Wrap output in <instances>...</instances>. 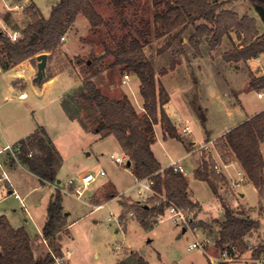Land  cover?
I'll return each instance as SVG.
<instances>
[{
  "label": "trees",
  "instance_id": "1",
  "mask_svg": "<svg viewBox=\"0 0 264 264\" xmlns=\"http://www.w3.org/2000/svg\"><path fill=\"white\" fill-rule=\"evenodd\" d=\"M113 8L120 14L128 4L134 0H108ZM256 6H264V0H249ZM163 4V9H157L153 15L154 36L161 37L170 34L164 48L169 47L172 40L179 37L180 32H174L179 27H184L196 19L204 20L203 24L194 26V33L189 41L198 37L210 36L211 47L216 46L223 35H228L229 30H234L239 44L233 43L230 50L222 54L225 61H246L264 51V33L258 34L256 20L222 8V2L211 0H160L155 5ZM25 13L30 17V22L22 29L21 35L16 40H11L8 34L0 30V67L9 69L24 61L31 59L36 64V56L43 52L53 55L69 25L75 20L77 13L81 12L91 27L95 28L106 24L103 17L97 12L91 0H59L54 5L47 18H45L34 4H29ZM126 24V22H124ZM15 30V29H14ZM152 29L147 20H141V26L134 28V33L127 30L113 45L103 43L105 52L99 57H94L87 65L90 72L83 78L76 94H71L69 100L62 101V107L71 118L82 120L81 109L85 110V122L96 114V129L100 132L112 134L123 152L130 161L129 168L137 179L150 178L153 181L152 189L164 194L171 202L184 207L194 208L193 202L187 195V178L179 172H174L171 167H162L155 157L151 144L154 142L153 125L160 122L164 137L180 139V134L170 120L164 106L169 101V94L160 81L156 80L153 64L145 54L143 47L150 42ZM107 55H112L113 60L108 67L120 66L121 73H133L140 81L139 93L143 99V113L138 114L126 96L112 98L95 85L92 77L102 71L104 67L100 61ZM174 63L170 64V69ZM162 70V74L166 73ZM51 74L45 73L35 83L41 85L50 78ZM249 86L258 90L264 88V74L255 76L250 72ZM78 95V98L74 96ZM71 102V107L68 102ZM84 101V103H83ZM264 141V109L253 114L246 120L230 128L218 138V150L222 153L231 151L241 165L248 180L264 198V161L260 150V143ZM24 143V150H33L31 157L21 156V161L28 165L31 172L39 176L41 182L54 181L56 177L57 158L52 147L45 144L40 130L34 131ZM224 154V153H223ZM222 154V155H223ZM221 156V155H220ZM223 157V156H221ZM205 158L200 160L194 171V176L207 182L212 193L222 201L218 193L219 180L224 181L225 176L216 173ZM139 221L148 217L161 214L162 209L155 206L141 205L133 207ZM224 220L218 232L217 244L237 245L243 243V238L259 228L257 220L247 216L236 215L229 206L222 201ZM48 218L42 228V237L49 244L54 235L65 225V216L61 207V193L57 190L48 203ZM196 226V225H195ZM0 264H46L53 259L49 254L42 260L33 256L29 243V236L22 227L13 228L4 216H0ZM230 253L233 254L230 250ZM264 254V240L253 248L252 255L258 257ZM135 264H146L138 258Z\"/></svg>",
  "mask_w": 264,
  "mask_h": 264
},
{
  "label": "rangeland",
  "instance_id": "2",
  "mask_svg": "<svg viewBox=\"0 0 264 264\" xmlns=\"http://www.w3.org/2000/svg\"><path fill=\"white\" fill-rule=\"evenodd\" d=\"M21 1L22 0H7L6 3L13 4ZM34 1L40 11L46 16L49 15L51 6L59 2V0ZM158 1L160 0H134L132 4L126 6L122 14H120L117 9L113 8L110 3L105 4L104 1L101 3L98 2L100 15L107 21V24L101 26L99 31L105 36L104 42L113 45L127 30H131L134 33V28L136 26H141V20H147L152 29V33L150 35V42L144 45L143 50L153 64L156 80L161 82L160 78L164 75L162 74V70L166 69L167 73L168 70H171L170 64L174 63V67L177 64H182L181 68L186 73L185 77H183L186 85L185 97L196 117L195 121H192L190 125L188 124L191 133L183 136L186 140L187 148L194 150V154H185L182 159V164L186 170V176L190 181V196L194 200L201 198L202 202L200 203L196 200L199 204V208L189 207L188 210L186 209L185 221L180 225H175L172 222L165 208H163L161 214L148 217L146 222H143L145 226L140 225L136 221V212L131 207L142 205L140 204L141 196L138 194V185L136 184L137 188H134L136 181L127 169L118 171L115 164L112 163L110 154H119L115 143L110 141H104L99 145L95 143L94 147L99 150V152L102 151L103 153L102 155H98L99 160H96L94 155L90 157L81 155L79 159L81 163L79 170L72 176L60 173V177L65 180L70 177H76L80 171L83 172L87 170L91 173H96L99 169H103L104 172L106 171V175L99 176L95 180L99 181L107 177L117 178V183L123 193L116 196L120 199L119 204L121 205V210L119 211L116 203L110 202L109 204H104L102 208L90 213L88 212L90 208L81 203V201L64 195L63 204L71 211L69 221L73 223L70 227L72 241H66L65 247L67 248L61 245L59 248V245H55L53 242L49 244L48 241L47 244L44 242L43 244L50 257L51 253H53L56 257L65 258L67 255L66 250H69L70 254L68 260H66L64 264H68L67 262H69V260L71 264H112L116 257L114 250L117 252V255L122 257L128 256L125 262L132 264L135 263L136 257L128 255L131 248L143 256L148 264H214V260L217 264H260L259 260L264 261V254L254 257L252 252L253 248L261 244L264 240V198L259 195L258 191L257 193L254 191L252 185L249 184L250 181L248 178L244 179L242 185L236 187L231 182L233 179L228 180L227 176L235 175V172L238 170V167L235 165H231L225 170L227 173V176L225 175L226 180H219L217 182L218 193L222 197V201L225 202L236 215L250 217L253 220H257L259 223V228L254 230L252 235L247 234L243 238V243H238L235 246L236 250H238L236 252L237 259L230 262L224 261L222 254L223 248L217 244L218 232L225 218L222 201L219 198H215L206 181L205 183L204 181L195 180L193 178L196 158L200 160V158L203 157L208 163L213 162V158L220 162L218 155L223 156H220L223 162L236 160L231 151H227V153L223 151V154L218 150L219 137H207L209 135L208 128L211 126H213V128L216 127L215 134H217L222 119L220 116H216L211 112L207 100H213L214 102L213 98H215V100H222L226 96L216 93V91L211 92V89H209L210 86L208 90L204 92V83H200L201 74L210 82L212 79V74H210V72L212 70L218 71L220 75L226 72L224 64L219 58L225 52V49L231 46V40H220L214 47H211L210 42L212 43L214 40H209L210 36L198 37V39L192 42L189 41V37L194 33V26L204 23V20L196 19L184 27H179L174 30L172 33L180 32L179 37L172 40L169 47L164 48L170 34L155 37L153 29V15L155 11L164 8L163 4L155 5ZM225 1L226 0H218V2H222L223 6L226 4ZM3 8L0 7V16L7 10L5 6ZM124 22H126V24ZM14 24L15 23H10L8 28L9 30L18 29L17 31L20 36L21 31L18 27L14 26ZM78 29L80 32L84 31L81 22L78 23ZM67 40L70 41L72 39L68 38ZM73 46L74 52L78 51L80 47L79 43ZM62 49L64 50L65 48L62 47ZM80 51L81 55H79V57L81 59L89 57L87 50H81L80 48ZM66 55L70 57L73 56V50H70ZM112 60V57L106 58L104 60L105 65L108 67ZM121 74L123 76L122 80L118 70L111 69L105 76L100 78V82L105 84L107 79H111L115 81L120 80L122 81L121 83H123L125 73ZM126 74L129 75L130 73L128 72ZM1 76L2 75H0V77ZM72 80L73 78L63 76L62 79L57 80L56 84L60 88H66L71 85ZM24 91L28 92L30 96H33L31 87L25 86ZM236 92L233 91V94L231 93L230 95L234 96ZM257 92H262L264 94V90L262 89H258ZM109 95H111L112 98L119 97L118 93H110ZM176 95L177 94L174 93L173 97L175 98ZM249 99V101L247 100V106L252 102L264 105V98L258 99L253 92L249 93ZM133 102L135 107L140 110L134 99ZM200 105L202 107H199ZM202 115L205 117L203 120ZM176 124L178 125L177 129H180L181 126L185 124V121L183 119H177ZM199 124H201L202 129L204 128V134L206 133L201 139ZM158 131L157 133H159ZM71 136L76 146H83L87 141H89L88 143L92 142L89 134L84 136L74 131L71 133ZM207 138H215L214 144H207L206 148L198 147L199 144L206 142L208 140ZM190 140L195 141L196 144H191ZM183 152L185 151L182 145H176V149L171 152L174 158L171 156L168 157L169 163L176 160L175 157H177V155H182ZM2 156L3 155H0V160ZM199 160L198 162L200 163ZM220 166L222 167L221 162ZM22 172L21 187L29 190L28 197L25 198L24 203L28 206L31 214L32 210L30 204H38L40 209H38L37 212L41 213L43 207H45L44 202L51 192L50 187L39 186L34 177L24 171ZM241 189L245 192L244 198H241ZM13 200L12 198L8 199L7 203L11 202L10 204L14 205L15 209L19 211V204H13ZM129 211H133V215L128 216L127 213ZM118 214H120V217L124 220L120 227H118L116 223ZM20 217L21 219L26 218L28 220L26 226L33 237L32 243L35 249L34 253L38 256L41 252L45 251L39 236L36 235L39 234L37 226L38 221L35 216L34 223L28 216L23 217L22 214ZM94 220H96V222H94ZM183 227L187 230L182 231ZM115 230H117V232H115ZM206 237L210 238L211 243L205 246L203 248L204 250L199 248L188 250V245L193 242L195 238L201 241Z\"/></svg>",
  "mask_w": 264,
  "mask_h": 264
},
{
  "label": "crops",
  "instance_id": "3",
  "mask_svg": "<svg viewBox=\"0 0 264 264\" xmlns=\"http://www.w3.org/2000/svg\"><path fill=\"white\" fill-rule=\"evenodd\" d=\"M91 1L99 14L100 12L98 8V2L101 3L104 1L105 4H109L108 0ZM211 1L218 2V0ZM22 2L25 4L23 9L8 10L6 8V12H4L2 16H0V30L2 32L8 34V32L14 30H9L8 26L10 25V23H15L14 26L18 27L19 29H22L30 22V17L24 11V9L29 4H34L36 8L40 11L39 7L37 6L34 0H22ZM225 2L226 4L224 6L222 5L223 9L233 11L239 16L247 15L255 18L258 34L264 33V20L260 16L256 6L252 5L249 0H226ZM53 6H51L50 8V12ZM0 7H4V3L2 2V0H0ZM40 13L45 18L49 16L44 15L41 11ZM79 22H81L84 28V31L82 32H80L78 29ZM106 24L93 28L81 12L77 13L75 20L69 25L65 34L63 35L58 50L53 55H51V57H48L49 52H43L46 54L44 74L49 73L51 74V76L47 81L43 82L41 85H37L35 83L36 64H33L31 59L29 58L25 59L24 61L9 69H2L0 67V75H2L0 77V147L5 143H14L17 141L26 140L34 131L40 130V135L44 138L45 144L52 147V150L57 158L56 177L54 181L41 182L39 176L31 172L28 168V165L22 162L21 159L19 161H15L8 158L4 154H0L3 155L1 158V162L3 163L4 170L6 171L10 179V183L5 180L0 181V216H4L13 228L22 227L26 231L29 236V243L33 251V256L37 260H42L48 255L46 247L43 244L41 235L43 225L48 218V203L57 190H59L61 193V207L63 215L66 219L65 225L54 235L53 239H51L55 245H59V248L60 245L65 247L66 241H72L70 227L73 223L69 221L71 211L67 209L63 204L64 195H68L76 200L81 201V203L90 208L88 211L90 213L102 208L104 204H109L110 202L116 203L118 205L119 211L121 210V205L119 204L120 199L116 196L118 194H121L122 190L119 188L117 178L107 177L99 181L94 180L89 185V187L84 190L80 198H76L73 195L64 193L60 190V188H63L65 186V182L67 180H63L60 177V173H65L67 174V176H72L73 174H75L81 166V163L79 162L81 155H84V157H90L91 155H94L95 159L99 160L98 155H102L103 153L102 151L99 152V150L94 147L95 143L97 145L101 144L104 141H110L112 143H115L116 149L119 154H110V159L112 163L115 164L118 171H122L125 169L129 171V173L133 176L134 180L136 181V183L134 184V188H137L136 184L137 180L139 179H137L132 174L129 166L127 165V162L129 161L128 157L123 152L116 138L112 134H108L107 132L97 131L95 125L96 114L94 112H89L92 117L89 118V121L85 122L83 114H85L86 112L82 108L81 113L79 114L82 117V122L77 117H69L62 107V101L65 99L69 100V96L71 94H76V90L82 85L83 78L89 74L90 68H87V65L91 63V60L94 57H99L105 52L103 45L105 36L100 33L99 28L101 26H105ZM68 38L72 40L69 41L67 40ZM221 40H231V46H229L228 49L232 48L233 43L236 45L239 44V39L237 38L234 30H229V34L223 35ZM77 43H79L80 47L78 46V51L74 52L73 45ZM62 47H64L65 49L63 50ZM80 48L81 50L85 49L88 51V58H83V60L79 57V55H81ZM228 49H225V51H228ZM70 50H73V56L71 57L66 55ZM108 57H112L113 59L112 55H107L100 61V64L104 67V69L92 77L93 82L101 90L102 93L109 97H112L111 95H109L110 93H118L119 97L126 96L134 106L137 113L142 114L144 109L142 106V97L139 93L140 81L136 75L134 77V74L129 72L130 78L129 80L127 79L125 82H123L124 84L121 83L122 81L120 80L115 81L111 79H107L105 84H102L100 82V78L102 76H105L108 71H111V69H117L118 73L120 74L121 80L123 79L120 66L111 68L105 65L104 60ZM221 57L222 55L219 59L223 62L226 71L224 74L220 75L218 74V71L212 70V73L210 72V74H212V79L210 82L207 81L204 75H200V83H204V92L207 91L210 86L209 89H211V92L216 91V93H220L223 96H226L222 100H215V98H213L214 102L213 100H207V103L210 105L211 112L214 115L220 116L222 118L221 123L218 127L217 134H215L216 127L213 128V126H211L208 128L209 135L207 137L209 138L222 136L230 128L236 126L237 124L246 120L253 114L264 109V105H260L256 102L249 103V105L247 106V100H250V92H253L258 99L264 98V96L258 97L257 90L252 89L249 86L250 72L253 73L255 76H261L264 74V51L258 53L254 57L247 59L246 61H225ZM181 65L182 64L175 65L173 69L168 70V72L160 78L162 84L164 85L166 91L169 94V101L165 104L164 108L176 129L178 127V125L176 124L177 119H183L185 121V124L189 125L192 121L196 120L195 114L191 110V107L187 103L185 97L186 85L185 79L183 77H185L186 73L181 68ZM63 76L73 78V80L71 81V85L66 88H60L56 84L57 80L62 79ZM25 86L31 87L33 96H30L28 92L24 91ZM105 90L107 93L105 92ZM262 90H264V88ZM233 91H237L236 95L234 96L230 95L231 93L233 94ZM21 92H25L26 95L24 97H19V94ZM174 93L177 94L175 98L173 97ZM74 97L78 98V95ZM133 99L136 101L140 110L135 107ZM71 102H68V105L70 107ZM199 107L202 106L200 105ZM199 125L201 139L203 135H206V133L204 134V128L202 129L201 124ZM153 128L154 142L151 144V149L163 168L169 166L170 163L168 157L171 156L172 158H174L171 152L176 149V145L178 144H181L182 148L185 151L182 155H177V157H175L176 159H180L181 163L185 154H194V150L187 148L186 140L182 135H180V139L169 136L164 137V132L160 122L155 123L153 125ZM74 131H77L79 135L83 134L85 136L89 134L91 136L90 140H92V142L88 143L89 141H87V143H85L83 146H76L71 139V133H73ZM157 131L159 133H157ZM260 150L264 161V141L260 143ZM115 157H120L121 160L124 162L123 164L125 165L116 162L114 159ZM202 158H200V160ZM198 160L199 159L196 158V165L199 164ZM196 165L195 168L197 167ZM232 165H235L236 167H238V169L241 168V165L237 160H233ZM195 168L193 169V173L195 171ZM22 171L34 177L39 186L50 187L51 192L47 200L45 201L46 203L44 202L45 207H43L41 213L37 212L38 209H40V206L38 204H30L32 210L31 214L28 209V206H26V204L24 203L25 198L28 197L29 190L23 189L21 187V176H23ZM85 172L89 171H80L78 174ZM105 175L106 171L104 172V174L100 175V177ZM184 176L188 180V198L193 202H196L197 200L201 203V198L194 200L190 196V181L186 175ZM193 178L195 180L204 181L196 178L194 175ZM249 184L252 185L254 191H256L257 193V189L253 186V184L250 182ZM68 188L72 190L73 186L70 185ZM15 194H17V196ZM240 195L241 198L245 197V192L243 189H241ZM11 198L14 199V202H12L13 204H19V211L15 209L14 205L10 204L11 202L7 203V200ZM215 198L217 197L215 196ZM195 208H199L198 203ZM22 214L23 217L28 216V218L33 223L35 220L34 216L38 221L37 226L39 234L36 235L39 236L41 240L40 242L43 244V247L45 249V251L41 252V254L38 256L34 253L35 249L32 243L33 237L31 236V233L26 226L28 220L26 218H23V221V219H21L20 217V215ZM136 221L140 225H144L145 223L143 222H146V219L142 221V224L141 221H139L137 218ZM94 222H96V220H94ZM115 232H117V230H115ZM249 234L252 235V233ZM114 252L116 253V257L115 261H113L112 264H129L125 262L128 256L122 257L120 255H117V252L115 250ZM1 253L2 250L0 247V254ZM128 255L131 257H136L135 263L140 257L146 262V264H148L147 260L138 252L134 251L132 248L130 249ZM67 263L71 264V261L69 260V262ZM46 264L57 263L55 261H51Z\"/></svg>",
  "mask_w": 264,
  "mask_h": 264
},
{
  "label": "built area",
  "instance_id": "4",
  "mask_svg": "<svg viewBox=\"0 0 264 264\" xmlns=\"http://www.w3.org/2000/svg\"><path fill=\"white\" fill-rule=\"evenodd\" d=\"M7 0H2V2L4 3V6L8 9V10H21L24 7V3L21 2H17V3H13V4H7L6 3ZM8 36L11 40H16L19 37L18 31L17 30H11L10 32H8ZM63 37H61L62 39ZM130 76L128 74L124 75V82L129 79ZM26 95L25 92H21L19 94V97H24ZM263 93L262 92H257V96L258 97H263ZM178 132L180 133V135L184 136L187 135L189 133H191V129L190 126L188 124H184L181 126L180 129H178ZM215 138H211L208 139L206 142H204L203 144H199L198 147L201 148H206L207 144H214ZM190 143L195 145L196 142L193 140H190ZM197 149V148H196ZM33 150H28L25 151L24 150V143L21 141H17L14 143H5L0 147V154H4L6 155L8 158L15 160V161H19L21 159V156H27V157H31L33 155ZM220 162L222 163V167L220 166V162H218L217 160H215L213 158V162H211V168H213L215 170L216 173L222 174V175H226L227 173L225 172V170L230 167L232 165L233 161L230 162H223L221 157L218 155ZM116 162L118 163H124L120 157H115L114 158ZM125 165V164H123ZM169 167L172 168V170L174 172H179L182 175H186V170L184 168V166L181 163L180 159H176L170 162ZM104 174V170L103 169H99L96 173H91V172H85V173H81L79 174L77 177L74 178H69L66 180L65 182V186L63 188H60V190L64 193H68L73 195L76 198H80L84 192V190L100 175ZM228 180L229 179H233L231 182L233 185L236 186H240L242 185V182L244 181L245 178H247L245 172L243 171L242 168L238 169L235 172V175L233 176H227ZM5 180L7 182L10 183V179L6 173V171L4 170V166L3 163L0 160V181ZM152 184L153 181L150 178H143V179H139L137 180V185H138V194L141 196L140 198V204L142 205H148V206H155L157 208H161L163 210V208H165L168 211L169 214V218L172 220V222L175 225H180L182 222L185 221V217H186V209L188 210L189 207H184V206H179L173 202H171L170 200H168L164 194L161 193H157L152 189ZM72 185L73 189L70 190L68 187ZM17 196V194H15ZM99 207V206H97ZM128 216L133 215V211H129L127 213ZM123 218L120 217V214H118V216L116 217V223L117 226L120 227L121 223H123ZM42 237V235H41ZM42 241L44 243L47 244V240L44 239L42 237ZM209 243H211V240L209 237L204 238L203 240H198L195 238V240L193 242H191L188 245V250L191 249H196L199 248L201 250H204L203 248L205 246H207ZM230 250L233 254L230 253ZM238 250H236L235 245L233 244H224L223 245V260L224 261H233L237 259V252ZM66 257H56L53 253H51V258L53 259V261H55L57 264H64L65 261L68 259V254H69V250H66ZM214 260V259H213ZM258 260V259H256ZM260 264H264L263 260H259ZM214 264H217V262L214 260Z\"/></svg>",
  "mask_w": 264,
  "mask_h": 264
},
{
  "label": "water",
  "instance_id": "5",
  "mask_svg": "<svg viewBox=\"0 0 264 264\" xmlns=\"http://www.w3.org/2000/svg\"><path fill=\"white\" fill-rule=\"evenodd\" d=\"M259 11L260 16L262 17V19L264 20V6L262 7H256ZM37 59V63H36V75H35V80L36 79H40L43 74H44V70H45V64H46V54L45 53H40L36 56ZM135 77V75H134ZM205 117L202 115V120ZM127 165H130V161L127 162ZM186 228L183 227L182 231H185Z\"/></svg>",
  "mask_w": 264,
  "mask_h": 264
}]
</instances>
